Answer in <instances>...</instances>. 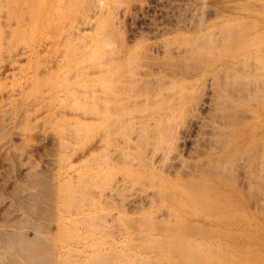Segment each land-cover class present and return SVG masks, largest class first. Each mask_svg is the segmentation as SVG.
<instances>
[{"label": "rangeland", "instance_id": "obj_1", "mask_svg": "<svg viewBox=\"0 0 264 264\" xmlns=\"http://www.w3.org/2000/svg\"><path fill=\"white\" fill-rule=\"evenodd\" d=\"M263 169L264 0H0V264H264Z\"/></svg>", "mask_w": 264, "mask_h": 264}, {"label": "bare ground", "instance_id": "obj_2", "mask_svg": "<svg viewBox=\"0 0 264 264\" xmlns=\"http://www.w3.org/2000/svg\"><path fill=\"white\" fill-rule=\"evenodd\" d=\"M251 83V82H250ZM243 88V87H242ZM251 88H253V87H251ZM264 170V169H263ZM263 187V186H262ZM263 190V189H262ZM10 242V241H9ZM37 247V246H36Z\"/></svg>", "mask_w": 264, "mask_h": 264}]
</instances>
